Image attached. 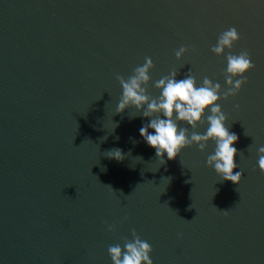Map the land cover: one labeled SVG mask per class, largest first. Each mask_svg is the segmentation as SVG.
I'll return each instance as SVG.
<instances>
[{
    "label": "water",
    "instance_id": "obj_1",
    "mask_svg": "<svg viewBox=\"0 0 264 264\" xmlns=\"http://www.w3.org/2000/svg\"><path fill=\"white\" fill-rule=\"evenodd\" d=\"M230 27L241 38L232 54L247 50L255 66L220 103L239 138V186L208 168L214 143L161 165L139 133L149 120L116 113V75L145 57L153 97L174 70L226 88L227 50L211 47ZM182 45L189 52L177 61ZM206 128L205 117L197 130ZM260 146L264 0H0V264H112L108 246L133 229L153 264H264ZM114 148L123 161L105 155Z\"/></svg>",
    "mask_w": 264,
    "mask_h": 264
},
{
    "label": "clouds",
    "instance_id": "obj_2",
    "mask_svg": "<svg viewBox=\"0 0 264 264\" xmlns=\"http://www.w3.org/2000/svg\"><path fill=\"white\" fill-rule=\"evenodd\" d=\"M240 39L238 30L230 27L220 33L216 43L211 47L212 53L217 57H224L227 50V67L224 72L226 88H222L220 83L213 82L207 76L198 86L197 78L192 71L183 79H177L179 70H174L155 82L154 86L160 95L153 97L148 91L152 83L150 73L155 67L150 57H145V62L135 67L129 77L116 75L115 78L122 87V96L116 113L123 114L126 109H134L149 120V123H145L139 129V133L147 145L155 150L161 165L167 163L165 156L168 161H174L186 149L195 146L204 153L208 145L214 143V151L207 156L208 168L214 169L221 177V182H232L239 186L244 180L243 172L235 171L238 168L236 157L241 153L234 145L239 138L229 131L228 118L220 106L221 100L227 102L243 90L249 83L247 74L255 67L247 50L232 54ZM188 52L189 48L183 45L177 49L174 53L177 61H183ZM236 107L239 108L238 105ZM136 116L130 115V118ZM205 117L207 128L206 132L201 134L197 129L205 123ZM257 153L259 170L264 173V146H260ZM105 155L117 161H123L125 158L119 148L110 149ZM107 187L115 192L110 186ZM229 211L220 212L227 215ZM106 227L110 232L116 231L113 224H106ZM131 236L132 239L126 238L123 245L116 243L108 246L112 264H153L152 246L141 239L134 229Z\"/></svg>",
    "mask_w": 264,
    "mask_h": 264
}]
</instances>
